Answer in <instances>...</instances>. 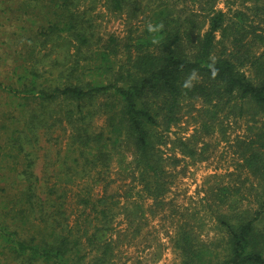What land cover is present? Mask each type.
Here are the masks:
<instances>
[{
	"label": "trees",
	"instance_id": "1",
	"mask_svg": "<svg viewBox=\"0 0 264 264\" xmlns=\"http://www.w3.org/2000/svg\"><path fill=\"white\" fill-rule=\"evenodd\" d=\"M101 2L109 13L126 17L128 35H112L84 57L94 38L85 13ZM190 2L181 7L169 0L55 4L41 36L43 44L64 37L73 46L77 58L69 76L74 81L42 88L32 70L31 80L24 76L18 87L8 88L18 102L13 159L16 167L21 156L25 162L17 172L24 187L13 199V229L0 219V250L13 264H115L117 214L136 231L146 203L162 206L167 200L173 182L161 151L167 145L163 133L182 123L187 105L196 132L173 141L185 158L204 160L197 135H212L222 117L247 124L234 143L235 170L202 199L219 237L206 243L192 227L180 225L174 241L180 264H264V0H231L228 13L218 9L220 0ZM140 16L142 27L133 29ZM149 23L164 28L150 33ZM212 62L219 70L215 79L208 67ZM193 69L199 83L182 88ZM87 72L93 81H84ZM108 77L105 83L98 80ZM40 130L55 148L44 186L37 185L26 149L38 141ZM116 162L130 181L124 195L110 174ZM179 163L174 157L173 164Z\"/></svg>",
	"mask_w": 264,
	"mask_h": 264
},
{
	"label": "rangeland",
	"instance_id": "2",
	"mask_svg": "<svg viewBox=\"0 0 264 264\" xmlns=\"http://www.w3.org/2000/svg\"><path fill=\"white\" fill-rule=\"evenodd\" d=\"M169 2L179 3V7L192 6L190 0ZM55 4H60L59 0H0V219H6L12 229L13 199L20 195L24 187L17 172L24 167L25 162L21 156L16 167L13 159V115L17 113L13 112L18 102L14 101L8 88L18 87L19 80L24 76L31 80L32 70L37 72V82L42 88L74 81L69 76L77 58L73 46L64 37L43 44L45 38L41 36L53 20ZM231 7V0H220L218 4V9L226 13ZM85 18L92 25L94 38L91 46L83 50L84 57L100 50L101 43L106 44L110 36L122 39L128 35L130 24L126 17L109 13L102 2L95 10L87 11ZM143 23V16H140L131 25L136 29L142 27ZM122 61H125L124 58ZM80 63L81 66L86 65L85 60H80ZM91 73H86L84 81H93L89 76ZM98 80L105 83L111 78ZM187 106L184 108L182 123L172 128L171 132L163 133L167 145L161 147V151L169 165L173 182L167 200L162 206L154 207H150L152 203L147 202L144 210L146 214L141 218L139 230L136 231L137 228H129L123 217L117 214L113 233L115 264H180L181 257L174 244L180 225L192 227L206 243L219 237L216 224L211 214L207 213L202 199L209 188L228 181L224 176L235 170L238 158L234 154V143L246 132L247 123L246 119L229 117L226 120L222 117L224 123L217 126L212 135L206 136L200 131L197 135L201 138L198 147L204 160L185 158L173 148V141L179 137L189 138L196 132L193 108ZM100 118L96 122L98 127L103 124V118ZM38 133V141L26 149L34 161L37 185L44 186L42 184H47L50 179L48 167L54 163L49 154L54 155L55 148L42 130ZM51 150H54L53 153ZM174 157L180 160L178 166L173 164ZM124 172L125 169H120L116 162L110 173L116 181L115 189L122 195L130 183ZM54 181L55 178L50 182ZM69 210L75 216L73 205ZM0 264H13V258L2 254L0 250Z\"/></svg>",
	"mask_w": 264,
	"mask_h": 264
},
{
	"label": "clouds",
	"instance_id": "3",
	"mask_svg": "<svg viewBox=\"0 0 264 264\" xmlns=\"http://www.w3.org/2000/svg\"><path fill=\"white\" fill-rule=\"evenodd\" d=\"M164 28L163 23H160L158 25H154L149 23L147 26V30L150 33H156L159 32L160 30H162ZM155 42V41H154ZM209 72H210V77L212 79H215L218 74H219V70L215 67V63L212 62L209 64ZM200 81V74L196 69H193L183 80L182 82V88L184 89H192L193 87H195L196 83H199Z\"/></svg>",
	"mask_w": 264,
	"mask_h": 264
}]
</instances>
